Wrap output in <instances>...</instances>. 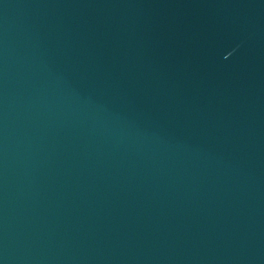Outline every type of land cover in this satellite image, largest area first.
Instances as JSON below:
<instances>
[{"label": "water", "instance_id": "95a60500", "mask_svg": "<svg viewBox=\"0 0 264 264\" xmlns=\"http://www.w3.org/2000/svg\"><path fill=\"white\" fill-rule=\"evenodd\" d=\"M0 264H264V0H0Z\"/></svg>", "mask_w": 264, "mask_h": 264}]
</instances>
